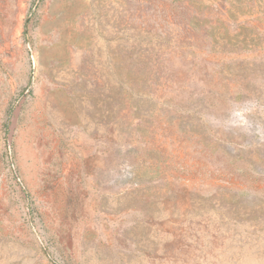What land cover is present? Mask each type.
Listing matches in <instances>:
<instances>
[{
	"label": "rangeland",
	"instance_id": "rangeland-1",
	"mask_svg": "<svg viewBox=\"0 0 264 264\" xmlns=\"http://www.w3.org/2000/svg\"><path fill=\"white\" fill-rule=\"evenodd\" d=\"M0 264H264V0H0Z\"/></svg>",
	"mask_w": 264,
	"mask_h": 264
}]
</instances>
